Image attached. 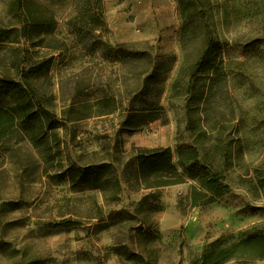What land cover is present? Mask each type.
I'll return each mask as SVG.
<instances>
[{
	"label": "rangeland",
	"instance_id": "obj_1",
	"mask_svg": "<svg viewBox=\"0 0 264 264\" xmlns=\"http://www.w3.org/2000/svg\"><path fill=\"white\" fill-rule=\"evenodd\" d=\"M216 2L211 33L182 46L176 0H101L103 26L84 0H0V78L57 120L48 158L26 138L0 149V264H187L264 231V0ZM209 37L216 60L197 67ZM179 144L230 192L193 205L189 179L144 187L139 150ZM101 163L117 185L69 181Z\"/></svg>",
	"mask_w": 264,
	"mask_h": 264
},
{
	"label": "trees",
	"instance_id": "obj_2",
	"mask_svg": "<svg viewBox=\"0 0 264 264\" xmlns=\"http://www.w3.org/2000/svg\"><path fill=\"white\" fill-rule=\"evenodd\" d=\"M23 4V0H18ZM181 18L180 42L184 46L199 29L210 32L214 24V7L218 10L223 4L216 2L207 8L210 0H176ZM84 11L89 21L98 26L104 25L101 0H84ZM25 14L27 20L28 15ZM24 19V20H25ZM205 49L200 53L195 66L210 65L216 60L220 41L209 37L203 43ZM57 120L39 100L29 83L15 81L11 77L0 78V149H7L12 138L28 139L44 147L49 157L51 134ZM138 175L147 188L163 187L185 182L192 183L189 189L193 205H206L215 202L230 192L225 175L200 157L193 144H179L173 154L170 147L141 149L137 154ZM68 179L73 186L90 185L101 188L104 184H118L109 163L91 165L86 168H70ZM63 224V223H61ZM65 226V225H63ZM264 259V231L255 234L241 232L238 238L224 247L204 248L192 255L187 264H250Z\"/></svg>",
	"mask_w": 264,
	"mask_h": 264
}]
</instances>
